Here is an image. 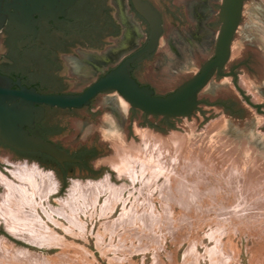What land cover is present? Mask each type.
Instances as JSON below:
<instances>
[{"label":"rangeland","instance_id":"374dc122","mask_svg":"<svg viewBox=\"0 0 264 264\" xmlns=\"http://www.w3.org/2000/svg\"><path fill=\"white\" fill-rule=\"evenodd\" d=\"M214 30H200L201 39H192L197 29H175L173 39H163L155 57L138 72L139 79L158 91H174L212 56L218 28ZM118 42L114 53L79 50L70 65L79 79L73 90L83 89L131 51V39ZM232 48L231 63L249 61L240 71L241 85L255 103H264V0L246 6ZM200 96L211 101L233 97L243 116L204 103L189 117L166 120L134 110L117 91L100 94L93 109L107 110L94 122L71 118L65 142H86L97 134L110 152L93 165H107L118 181L131 183L114 182L112 172L99 179L71 177L67 195L54 197L59 205L50 201L62 188L57 172L26 158L12 159L14 153L0 146V162L11 166H2L11 177L2 171L13 182L0 191V207L9 215L0 216V264H264V113L243 100L231 78L213 80ZM134 157L135 162L129 160ZM112 160L126 166L133 162V176H119ZM26 162L55 174L57 191L41 198L46 183L40 177L35 187L30 174L21 179L12 173L16 164ZM106 176L125 186L119 197L109 187L78 191L71 204L61 201L75 181ZM14 186L37 190L35 202L22 203ZM32 212L41 222L24 228ZM10 222L23 228L12 231Z\"/></svg>","mask_w":264,"mask_h":264},{"label":"flooded vegetation","instance_id":"af4514ba","mask_svg":"<svg viewBox=\"0 0 264 264\" xmlns=\"http://www.w3.org/2000/svg\"><path fill=\"white\" fill-rule=\"evenodd\" d=\"M12 1L5 0L4 6ZM65 1H69L71 4L65 6ZM142 1L151 5L155 12L159 14L162 32L156 49L151 53L144 54L132 64V76L141 85L153 87L149 83L142 82L138 78V72L155 57L162 40L173 39L172 34L175 29L186 31V29L191 27L197 29V31H192L193 35H195L192 39H197V37L201 39L199 34L200 30L203 29L211 32L218 28L219 35L223 25L221 8L224 0ZM254 1L261 2L263 0L243 1L238 29L243 22L246 6ZM57 3L54 9L64 10L63 7L65 6L64 14L56 17V20L51 17L42 19L38 14H35L37 19V32L35 34L17 28L11 23L9 18L6 19L0 31V74L10 77L14 81H20L22 85L29 88H36L41 93H80L92 82L118 65L126 56L143 48L152 37V22L140 11L135 0H57ZM10 11L14 12L15 10L11 8ZM236 33L231 45V56L222 68L224 75H220L217 69L210 82L217 78H231L234 87L239 91L243 100L256 107L259 112L264 113V103H255L241 85L240 71L242 67L249 65V61L240 60L231 63L232 47ZM218 35L216 39H218ZM120 39H131V51L127 55L117 64L107 68L106 71H101L97 78L83 89H69L72 81L69 79L70 65L78 50L91 53H106L108 51L114 53L119 49L116 45L119 44L118 40ZM125 43L126 41L123 45ZM215 49L216 43L214 45V54L208 60L215 56ZM76 61H78V64L81 63L80 59ZM14 87L19 88L17 84ZM97 97L83 108H61L44 104L42 105L45 110L43 118L35 122L34 127H27L31 134L56 142L71 157L77 159V162L61 163L47 153L19 151L8 147L1 140L0 142L28 161L37 162L44 168L52 169L59 175L66 176V178L77 173L86 174L91 178L97 177L102 172L93 165L94 160L102 153L97 144H81L71 147L56 141V137L65 132L67 126L65 122L67 120L85 118L87 116L85 112L87 113V111H89L90 114L88 115L91 118L96 116L93 107ZM200 99L202 101L200 105L205 103L212 106H222L237 118L243 116V111L238 108V101L233 97L211 101L200 96ZM257 105H260V107Z\"/></svg>","mask_w":264,"mask_h":264},{"label":"water","instance_id":"95a60500","mask_svg":"<svg viewBox=\"0 0 264 264\" xmlns=\"http://www.w3.org/2000/svg\"><path fill=\"white\" fill-rule=\"evenodd\" d=\"M4 1L5 0H0V31L6 19L9 18L11 23L17 28L34 34L37 32V19L35 18V14H38L42 19L51 17L56 20V17L64 14L65 6L71 4V2L65 1L64 10H55L54 8L58 4L57 0H13L11 3H6V6H4ZM243 1L244 0H224L221 8L223 25L219 31L216 42L215 56L203 63L198 73L184 81L171 92L158 91L150 85H141L140 82L132 76V64L144 54L151 53L156 49L162 32L159 14L155 12L151 5L144 3L142 0H135V2L140 11L152 22L153 34L151 39H149L148 43L143 48L126 56L118 65L92 82L82 92L62 94L41 93L36 88H29L22 85L20 81H14L12 78L0 74V140L8 147L15 150L44 152L53 156L61 163L77 162V159L71 157V155L65 149L60 148L56 142L31 134L27 127H34L35 122L43 118L45 110L42 105L44 104L61 108H83L89 105L99 94L111 91L119 92L123 98L129 102L132 108L141 110L147 116L171 119L193 115L202 103L200 94L209 84L215 71L218 69L219 74L224 75L222 68L231 56V45L241 20ZM11 8H14L15 11H10ZM76 55L80 56L79 50L76 52ZM69 79L72 80L69 89L73 90L79 79L71 69ZM15 84H17L19 88H15ZM96 102L97 98L93 108L97 106ZM257 106L260 107V105ZM105 110H107V108L98 110L96 116L102 114ZM85 114L87 115L85 118H88L91 122L95 121L96 116L91 118L90 115H88L90 114L89 111H87V113L85 112ZM65 124L67 125L65 132L59 137H56V141L71 147L95 143L101 149L102 153L100 156L110 152L108 144L103 146L99 144V136L97 134L95 139L91 136L86 142L83 140L65 142V137L72 131L70 120H67ZM5 145L0 142V146L4 147L5 150L14 153L12 159L24 158ZM30 162L32 161H29V163ZM3 165L6 164L0 162V169L10 176V174L3 169ZM41 167L43 166L41 165ZM47 169L48 168H46V170ZM100 170L102 171L101 174L92 178L99 179L107 172H112V180L114 182L118 184L124 180L130 182L125 178L118 181L115 177L116 172L107 165H103ZM58 176L62 184L61 191L50 198L51 203L55 205L59 204L54 202V197H65V195H67L64 191H67V187L71 185V177L91 178L83 173L69 175L67 178L59 174ZM2 190L3 186L0 184V191Z\"/></svg>","mask_w":264,"mask_h":264},{"label":"bare ground","instance_id":"6f19581e","mask_svg":"<svg viewBox=\"0 0 264 264\" xmlns=\"http://www.w3.org/2000/svg\"><path fill=\"white\" fill-rule=\"evenodd\" d=\"M236 53V52H235ZM106 59V58H105ZM72 62V61H71ZM77 68V67H76ZM74 72V71H73ZM76 72V71H75ZM85 74V73H84ZM86 75V74H85ZM85 75H83V76H85ZM244 79V78H243ZM243 82H244V80H243ZM242 82V83H243ZM245 83V82H244ZM243 83V84H244ZM246 86V85H245ZM129 103V102H128ZM146 133V132H145ZM143 134V137L144 136H147V138L149 137V132H147L146 134ZM145 138V137H144ZM153 138V137H152ZM146 139V138H145ZM154 140H155V138H154ZM133 153V152H132ZM120 155V154H119ZM135 157L132 159H129L130 161L131 160H133V162H135ZM7 160H9L8 158H7ZM133 162H131V163H129L128 165L129 166H126L127 164L125 163V162H123L122 163V161L121 160H116V161H114V160H112V162H111V166L113 167V168H115V169H117L118 170V174H119V176H122L123 174H130V175H132L133 176V174H132V171H133V169H132V164H133ZM14 165V164H13ZM144 165H146V164H144ZM144 165H142V166H144ZM147 167H148V165H147ZM158 168V167H157ZM157 168H156V170H157ZM132 171H131V170ZM159 170V169H158ZM12 173L14 174V175H16V176H18V177H20L21 179H28V178H25L26 177V175H28V174H30L31 175V178L33 179V181L31 180V179H29V180H31V183L33 184V186H35V183H36V180L35 179H37L38 177H40L41 178V180H42V183L44 184V183H46V185H45V187L43 186L42 188H44L43 189V192L42 193H39V194H41L40 196H41V198H43V196L44 197H47L48 195H49V193H53V192H56L57 191V189H58V186H59V183H58V180H57V178H56V176H55V174H53V173H51V172H46L44 169H42L41 167H39V165H37V164H34V165H30L28 162H26V163H23V164H16V166H15V168H14V170H12ZM28 177H29V175H28ZM30 178V177H29ZM20 180V179H19ZM26 182V181H25ZM38 182V181H37ZM13 183V182H12ZM11 181H10V179H9V177L0 169V184L2 185V186H4L6 189H8V188H11ZM30 183V184H31ZM15 184V183H14ZM13 184V185H14ZM22 184V183H21ZM23 184H25V183H23ZM38 184V183H37ZM43 184H41V186L43 185ZM16 185V184H15ZM31 187H33L32 185H30ZM47 186V187H46ZM13 187V186H12ZM16 189H18V191H19V193L21 194V196L20 197H22V199L20 198V200H21V202L22 203H30V204H33L34 202H35V194H36V191L37 190H35V192L33 191L32 193L30 192V191H28V190H26L25 189V187L24 186H14ZM28 187V186H27ZM30 187V188H31ZM36 187V186H35ZM40 187V186H39ZM109 187H111V188H113V189H115V191L112 189V191H114V195H118L117 197H119L121 194H122V192H123V190H124V187L125 186H116L115 184H112L111 183V181H110V179H109V177H107L106 176V178H104L103 180H100V181H86V182H82V181H75L74 183H73V185H72V187H71V190H70V193H69V197L67 198V199H63V200H61L62 202H63V204L64 203H66V205H67V203H70L71 204V199L72 198H74V196L76 195V193L78 192V191H83V192H89L90 193V190L91 191H93L94 193H96V192H99L100 190L102 191L103 189H109ZM37 188H38V185H37ZM111 188H110V190H111ZM32 189V188H31ZM30 189V190H31ZM40 189V188H39ZM14 190V189H13ZM8 191V190H7ZM17 191V192H18ZM111 191V192H112ZM13 192H16V191H13ZM110 192V191H109ZM78 194V193H77ZM98 194H96V196H97ZM114 195H113V197H114ZM6 197V196H5ZM110 197H111V195H110ZM117 197H114L115 198V200H116V198ZM6 198H8L9 199V197L7 196ZM114 198H110V199H113L114 200ZM19 199V198H18ZM76 199V198H75ZM108 199V198H107ZM109 199V200H110ZM119 199V198H118ZM17 200V199H16ZM113 200H112V202H113ZM19 201V200H18ZM93 201V200H92ZM106 202H107V200H106ZM111 202V201H110ZM42 203V202H41ZM105 203V202H104ZM109 203V202H108ZM113 203H115V202H113ZM40 204V203H39ZM116 204V203H115ZM37 205V204H36ZM105 205V204H104ZM4 206V205H3ZM22 206V205H21ZM20 206V207H21ZM69 206V205H68ZM35 208V207H34ZM33 208V209H34ZM76 208V207H75ZM109 208V207H108ZM22 209V208H21ZM113 209V208H112ZM73 210V209H72ZM3 211H5V209L3 210L2 209V207H0V216H2V214H3ZM14 211V210H13ZM23 211V210H22ZM73 212H75V211H73ZM30 213V212H29ZM15 214V213H14ZM25 214V213H24ZM64 214V213H63ZM6 218H7V216H9V215H5V214H3ZM70 215H72V214H70ZM74 216H75V219H76V214H74ZM10 218L11 217H9V220H10ZM50 218H52V217H50ZM74 218V217H73ZM20 219V218H19ZM41 218L39 217V215L38 214H36L35 212H32L31 213V216H30V218L28 217V221H27V224L24 226V228L26 227V228H28L27 226H29L30 227V225H35L38 221L39 222H41V220H40ZM54 219V218H53ZM18 220V219H17ZM22 220H24V218L23 219H21V221ZM74 220V219H73ZM18 221H20V220H18ZM55 221V220H54ZM70 221V220H69ZM71 221H72V219H71ZM70 221V222H71ZM56 223H58L59 224V222L56 220L55 221ZM73 222V221H72ZM77 222H79V220L77 221ZM13 222H10L7 226H8V228H10L11 230H12V228H16L17 230H21L23 227V224L22 223H13ZM7 224V223H6ZM38 224V223H37ZM76 225V224H75ZM42 226V225H41ZM43 227L45 228V230L47 231V230H49V228H47V226L46 225H43ZM43 228V229H44ZM15 229V230H16ZM32 229V228H31ZM42 229V228H41ZM13 231V230H12ZM35 232V231H34ZM48 232V231H47ZM50 232V231H49ZM64 244V243H63ZM5 245H7V248H9V249H11L12 251H14L15 249V247H13L12 246V244H9L8 242L5 244ZM7 252V251H6Z\"/></svg>","mask_w":264,"mask_h":264}]
</instances>
